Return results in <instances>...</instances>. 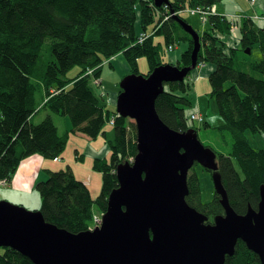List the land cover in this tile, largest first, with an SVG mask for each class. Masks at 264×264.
<instances>
[{"label":"trees","instance_id":"1","mask_svg":"<svg viewBox=\"0 0 264 264\" xmlns=\"http://www.w3.org/2000/svg\"><path fill=\"white\" fill-rule=\"evenodd\" d=\"M248 1L252 6L256 3ZM221 2L170 0L168 6L158 8L151 0H0V183L10 184L22 161L33 155L59 159L71 132L91 139L102 136L111 157L94 161V170L103 176L102 192L96 200L70 167L48 172L47 179L36 188L41 198L38 211L47 222L72 233L89 231L94 205L100 207L102 215L106 213L108 198L119 187L118 165L133 162L137 154L136 125L110 108L94 89V81L101 79L103 64L119 54L132 74L140 75L139 60L143 57L149 61L150 73L158 66L173 64L167 61L168 52L181 42H188L189 47L179 64L173 65L189 66L192 37L172 17L171 10L190 13L196 9L209 16L208 31L200 33L204 48L198 65L215 67L209 82L210 99L222 120L217 129L231 134L234 142L228 155L217 154L222 184L237 214L245 215L249 205L257 210L264 185V150L252 148L245 134L264 133V26L257 28L245 14H231L233 19L219 14L213 7ZM216 31L224 34L229 51L226 55L214 35ZM234 34L239 37L240 49L231 46V38L237 39ZM256 47L262 58L249 66L250 71L235 67L239 51L252 53ZM74 66L81 67L80 74L66 80ZM186 82L167 83L156 109L170 128L181 133L190 129L198 132L191 121L198 111L192 100L194 89ZM41 110L69 118L71 130L59 132L51 116L33 123ZM112 119L114 125L109 124ZM201 122L205 123V118ZM76 155L80 160L78 152ZM204 170L211 176V171ZM188 187V204L208 217L207 223L213 224L215 217L225 214L215 191L211 202H202L196 173L188 177ZM0 264L33 263L12 248H0ZM225 264L261 261L239 241Z\"/></svg>","mask_w":264,"mask_h":264},{"label":"water","instance_id":"2","mask_svg":"<svg viewBox=\"0 0 264 264\" xmlns=\"http://www.w3.org/2000/svg\"><path fill=\"white\" fill-rule=\"evenodd\" d=\"M153 3L159 8L170 0ZM171 14L192 37L191 64H164L148 76L121 80L116 112L134 120L137 154L116 169L119 187L108 198L102 225L72 233L47 222L41 211L0 201V248H12L33 264H225L242 241L264 264V185L258 209L249 205L245 215L237 214L222 184L217 153L201 143L195 129L170 128L156 109L165 85L183 82L195 70L203 46L194 27L174 10ZM195 164L212 172L225 211L213 224L206 225L208 217L186 200Z\"/></svg>","mask_w":264,"mask_h":264},{"label":"rangeland","instance_id":"3","mask_svg":"<svg viewBox=\"0 0 264 264\" xmlns=\"http://www.w3.org/2000/svg\"><path fill=\"white\" fill-rule=\"evenodd\" d=\"M151 1L153 2V0H151ZM242 1L243 0H222L221 3L215 4L213 9H218L217 7H219L220 11L227 13L230 16L229 18H231V19H233V15L231 16V14H238V13L243 14V15L245 14L244 15L245 17H250V19L252 21H254L257 28H262L264 26V14H258L256 11H255V13H253V10H252L253 6H254V10H255L256 6L258 5L257 4L258 0H256V3L253 6L249 3L248 0H244V2H242ZM186 7H189V6H186ZM257 8H260V7H257ZM194 13H195V11H194ZM181 15H182V19L184 18L183 20L187 21L189 24H191L194 27V29L197 30L198 32L203 33V31L207 28V26L203 27L202 24L205 25L206 23H208V19H209L208 14L201 13V11H198L194 15V14H192V11H191L190 13L189 12H183ZM236 17L237 16L235 15V18ZM232 36L238 37L237 34L236 35L234 34ZM160 41H161V39H157V42H160ZM237 41L238 40L235 37L231 38V43H232V45L235 46V48H239V46H240L239 44H237V43H239ZM201 43H202V45L204 44V41L202 38H201ZM49 44H50V41L48 40L45 44V48H47ZM172 50H173V47H172ZM177 52L180 56L182 54V48L179 47V48L175 49L172 53H177ZM170 53L171 52H168V54H170ZM119 56H122V57L121 58L116 57L110 61L105 62L103 64V72L101 75L102 79H96L94 81L93 85L95 87H98L99 89H101L102 94L101 93L100 94L103 97L106 95V92L109 94L111 87L114 88L116 90V92H117V90H120L121 80L125 76L132 74L131 68H130L129 64L127 63V61L125 60L124 56L122 54H119ZM261 58H262V54H261L260 50L258 49V47H256L251 54H247L245 51L244 52L240 51L237 55V60H236L237 62H236L235 67H237L238 69L244 70V71H250L249 66L251 64L259 62V60H261ZM167 61L168 62H174L175 60L172 61L170 59H167ZM177 64H179V63H177ZM199 66L203 67L202 64H199ZM197 67H198V63H197ZM198 70L192 72L187 77V80L188 81L192 80V76H195L196 72ZM150 71H151V66L149 64L148 59L146 57L141 58L139 60V74H141L143 76H148L150 74ZM80 72H81V67L80 66H74L73 68H71L67 72L66 80L75 79L80 74ZM257 76H261V75L257 74ZM261 77L264 78V76H261ZM206 90H208V91H206ZM204 91H206V92H204ZM210 91H211V86H210V82L208 79L202 78L199 80L198 83L195 84V95L192 96V100H193L194 104L196 103V106L198 104L204 109V112L202 113V115H203L202 117L205 118V123L202 124L199 121H197V122H193V124L195 123V128L198 129L199 140L201 141V143L205 147L214 150L217 154L228 155L231 152V149H232L233 144H234L233 137L228 132L220 131L217 129L219 126H221L222 120H221L220 115L218 113V108H217L216 103L214 101L212 102L210 99ZM108 94H107V96H108ZM108 98L109 97H106V98H104V100L107 101ZM111 104L113 105V109L116 110V103L112 102ZM47 115H51V116L56 117V118H64V117L59 116L57 114H54L48 110H42L37 115V117L35 118V123L36 124L40 123L42 120H44V118H46ZM67 121H68V124L70 125L69 118H67ZM128 122H129V124L130 123L135 124L134 120H132L130 118H128ZM59 124L60 125H58V126L61 130L60 132L62 133L65 131V127H64L63 123H59ZM245 135L248 138L252 148H254L256 150H264V133L263 134L262 133L261 134L260 133L255 134L253 132H246ZM93 143H96V142H93ZM87 145H88V140L86 138H84L83 135L74 134L73 132H71L70 140H69L67 148L63 154V160L67 161V155H68V156H70V158H72L73 164L75 166L81 165L82 167H85V165H86L85 161L76 160L78 157L76 155V152H80V154H84V149H86ZM95 147L98 148L99 146H95ZM107 157H109V154L107 155ZM45 159L48 160L49 158H45ZM25 160H23L22 163ZM49 160L52 161L51 158ZM56 160H59V159H56ZM36 164H37V161H35V163H33V164H28V165L23 166L24 170L31 172L34 179H36L35 174L37 173V170L35 169ZM92 165H93V163H92ZM60 171H57V172H60ZM63 171H65V170H63ZM89 172L90 173L85 175L84 180L90 182L91 186L93 187L95 183L97 184L95 177L99 178V182H98L99 194L97 195L99 197L100 193L102 192V188H103L102 174L95 172L93 170L92 166L90 167ZM193 173H196L198 178H199L200 187H201V200H202V202L203 203L211 202L213 197H214V191H215L212 177L199 164H196L190 170L188 176L192 175ZM6 184L7 183L5 181L1 182L0 183V185H1L0 189L7 188V190H8L9 187L6 186ZM36 192L38 193L37 190H36ZM2 193H0V201H7V202H10V203L15 204V205L25 207L29 211L40 210L30 200V198L32 196H30L28 198L24 194H22L21 196H19V195L15 196V195L7 194L6 191H3ZM38 195H39V193H38ZM93 211H94V215H93V220H92V225H91L90 230H93L96 225L101 226L102 221H103V219H102L101 222H96V218H98V221H100L101 216H102V211L100 210V207L97 204L94 205ZM96 228H98V227H96Z\"/></svg>","mask_w":264,"mask_h":264},{"label":"crops","instance_id":"4","mask_svg":"<svg viewBox=\"0 0 264 264\" xmlns=\"http://www.w3.org/2000/svg\"><path fill=\"white\" fill-rule=\"evenodd\" d=\"M242 2H244V0ZM257 4L258 5L256 6L255 10H254V6L252 7L253 8L252 9L253 13H255V11H256L258 14H264V0H258ZM257 7H260V8H257ZM217 8H218V13L219 14H227L225 12L220 11L219 7H217ZM183 12H188V11H186V10L180 11V12H178V16H179V14H182ZM202 26L203 27L207 26V23L205 25L202 24ZM205 31H208L207 28L203 31V33ZM198 33H199V35L203 34L201 32H198ZM214 35H215V37L220 39V41H221L220 43L222 45L223 53L226 55L229 51L226 50L224 34H222L219 31H216L214 33ZM237 40H239V37H237ZM231 46L233 47L232 43H231ZM179 47L182 48V54L179 56L178 52L177 53H172L171 52L169 54V56H168V59H170L172 61L175 60V61L174 62H170V63H173V64H177L178 63V61L181 59L183 53L187 51V49L189 47V43L188 42H181V44L176 46V48L173 47V51H174V49H177ZM203 48L204 47L202 46L201 50H203ZM116 57H118V58L120 57L121 58L122 56L117 55L114 58H116ZM202 65H203V67L202 66L200 67L199 65H198V67L196 66L194 71H196L198 69L199 70L196 72L195 76H192V80L188 81L187 77L194 71H192L186 77V79H184V81H187L186 83H188L191 86H193L194 95H195V84L198 83L199 80L202 79V78L209 80V77H210L211 73H214V70H215V67L213 65H208L207 63H202ZM180 68H183V67H180ZM178 83H181V82H178ZM94 89L98 93H101V89H99L98 87L94 86ZM206 91H208V90H206ZM206 91H204V92H206ZM107 94L108 93L106 92V95L104 96V98L109 97L107 102H108L110 108L113 109V105L111 103L112 102H114V103L117 102V99H118V96H119V90H117V92H116V90L111 87L108 96H107ZM197 107H198V111H195V112L200 114V115H202V113L204 112V109L198 104H197ZM39 113H37L33 117V119H32L33 123H35V118L37 117V115ZM47 116H51V115H47ZM51 117L54 120L55 124L57 125V127L59 129V132L61 131L59 126H58V125H60L59 123H63L64 124L65 131H70L71 130L72 125H71V122H70V125L68 124L67 117H64V118H56V117H53V116H51ZM70 136H71V134H70ZM83 137L88 140V145L86 146V149H84V154H80V152H78L79 155H80V160H78V161H85L86 162L85 167H82L81 165L75 166L73 164L72 158H70V156H68V155H67V161L63 160V155L59 158V160H56V159L53 160L52 159V161L49 160V159L48 160L45 159L41 155H33V156L27 158L23 163H21L22 165H20V167H19L16 175L14 176L13 180L11 181V183L10 184H6V186L9 187L8 190H7V188L0 189V193H2L3 191H6L7 194H9V195H15V196L19 195V196H21L22 194H24L28 198L30 196H32L30 198V200L32 201V203H34L35 206L38 207V209H40V207H41V198L38 195V193L36 192L37 184L39 182H43V181H45L47 179L48 172H57V171H60V170H65L67 167H70L73 170L76 178L79 181H82V182L88 184V187L90 189L91 195H92L93 199L95 200L98 197L97 195L99 194V190H98L99 178L95 177V179L97 181V184L95 183L94 186L92 187L90 182L84 180V177H85L86 174L90 173L89 169H90L91 166H92V168L94 170V161H95L96 158H100V159L107 158V159H109L110 156H111V151L106 146L105 140H104V138L102 136L98 137L97 139H91V138H89L87 136H84V135H83ZM69 140H70V138H69ZM93 142H96V143H93ZM95 146H99V147L96 148ZM108 154H109V157H107ZM35 161H37V164L35 166V169L37 170V173L35 174L36 179L33 178L31 172L23 169V166L28 165V164H33V163H35ZM92 163H93V165H92ZM95 172H97V171H95Z\"/></svg>","mask_w":264,"mask_h":264},{"label":"built area","instance_id":"5","mask_svg":"<svg viewBox=\"0 0 264 264\" xmlns=\"http://www.w3.org/2000/svg\"><path fill=\"white\" fill-rule=\"evenodd\" d=\"M199 9V8H198ZM194 11H195V13H194ZM198 11L196 10V9H193L192 10V14H196ZM170 50H172V47H170ZM202 119H203V117H202V115H200V114H198V113H196V112H194L193 114H192V116H191V121H194V122H197V121H199L200 123H201V121H202ZM114 123H115V120L114 119H112L111 120V122H110V124L111 125H114ZM193 123V122H192ZM102 221V217H101V220L100 221H98V218H96V222H101ZM96 227H99V225H96L94 228H96Z\"/></svg>","mask_w":264,"mask_h":264},{"label":"clouds","instance_id":"6","mask_svg":"<svg viewBox=\"0 0 264 264\" xmlns=\"http://www.w3.org/2000/svg\"><path fill=\"white\" fill-rule=\"evenodd\" d=\"M175 14H177V15H178V13H176V12H175ZM201 123H202V122H201ZM101 217H103V215H102ZM99 227H100V226H99ZM94 229H95V228H94ZM94 229H93V230H94ZM93 230H92V231H93Z\"/></svg>","mask_w":264,"mask_h":264},{"label":"flooded vegetation","instance_id":"7","mask_svg":"<svg viewBox=\"0 0 264 264\" xmlns=\"http://www.w3.org/2000/svg\"><path fill=\"white\" fill-rule=\"evenodd\" d=\"M211 173H212V172H211ZM211 177H212V174H211ZM216 194H217V193H216ZM219 197H220V196H219ZM205 224L207 225V224H210V223H207V222H206Z\"/></svg>","mask_w":264,"mask_h":264},{"label":"bare ground","instance_id":"8","mask_svg":"<svg viewBox=\"0 0 264 264\" xmlns=\"http://www.w3.org/2000/svg\"><path fill=\"white\" fill-rule=\"evenodd\" d=\"M196 165V164H195Z\"/></svg>","mask_w":264,"mask_h":264}]
</instances>
